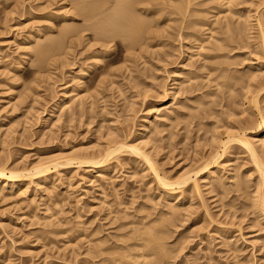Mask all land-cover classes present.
Listing matches in <instances>:
<instances>
[{"label":"rangeland","instance_id":"obj_1","mask_svg":"<svg viewBox=\"0 0 264 264\" xmlns=\"http://www.w3.org/2000/svg\"><path fill=\"white\" fill-rule=\"evenodd\" d=\"M73 1L27 0V11L11 13L17 1L0 0L7 4L0 11V164L8 163L10 170H33L45 163L97 155L110 143L124 140L140 145L163 179L176 182L186 173L193 179L175 195L176 200L170 199L147 163L124 152L114 156L101 174L96 167L75 164L57 169L45 185L21 182L28 187L24 196L18 194L20 183L16 189L0 191V264H111L117 257L121 264L123 256H132L123 258L125 264H264V134L255 133L264 117V0H155L153 10L160 8V13L150 9L137 16L140 20L145 15L142 22L150 23L134 51L130 41L119 38L107 42L109 49L100 47L98 20L87 22V10L82 19L76 11L84 3ZM88 1L105 2L103 10L113 5L112 0ZM65 12L78 16L70 20ZM104 12L100 17L109 11ZM67 26L71 35L64 38L61 33ZM209 28L214 31L213 44L205 43L208 50L192 62L185 61L184 46L196 43L193 38L183 41V33L198 32L206 38ZM232 28H237L234 34L239 29L240 36L233 35ZM35 31L41 33L33 43L36 47L28 42ZM37 45L53 47L47 52L48 61L42 60L43 67L35 54ZM96 55L103 59L99 65H94ZM182 63L189 66L179 75L182 86L175 88L174 71ZM81 68L86 69L84 76ZM70 89L83 99L73 106L78 113L71 121L65 111L58 113L60 120H48L53 107L67 100L63 94ZM168 106H173L172 113ZM51 121L57 126L51 127ZM144 124L152 127L146 138L138 136ZM240 133L255 143L260 165L239 142H231L226 151L222 148ZM212 157L220 158L203 171ZM51 214L52 222L59 225L45 228ZM151 234L162 240L153 242Z\"/></svg>","mask_w":264,"mask_h":264},{"label":"bare ground","instance_id":"obj_2","mask_svg":"<svg viewBox=\"0 0 264 264\" xmlns=\"http://www.w3.org/2000/svg\"><path fill=\"white\" fill-rule=\"evenodd\" d=\"M5 1H7V0H5ZM9 1V0H8ZM12 1V0H11ZM15 1V0H14ZM17 1V3H16V6H14V9L13 10H11V13H14V12H16V11H18V10H26L27 8L24 6V3L27 1H25L24 2V0H16ZM36 1H38V0H34V2H36ZM40 1V0H39ZM45 1V0H44ZM66 1V0H65ZM76 1V0H75ZM75 1H73V2H75ZM88 0H77L76 1V3L78 2V3H80V2H83V3H81V5L83 4V7H81V8H79V10L80 11H76L77 13H80V15L79 16H81V14H85L86 13V15H84V16H86L87 18H85L86 20L87 19H89V20H92V19H96V20H98V23H97V25H93L94 23H92V21H91V23H92V26L91 27H95L97 30V34H96V37H100V39H102V41L101 40H97V41H101V42H103L102 44H101V46L100 47H102L103 49H109V48H107V47H109V45H108V43L107 42H109V41H114L116 38L118 39H121L123 42L124 41H130L131 43H129V45L131 44V46H130V49H132V48H134V47H136V46H139V43L141 44V42L140 41H142V39L139 37L140 36V34L142 35V33L143 32H145V30H147L146 29V24H147V26H148V23H150V21H148V23H146V21H145V23L146 24H144V22H142V20H144V17H146L145 15H144V17L142 18V19H140L139 20V17H140V15L141 14H139V13H142V11H143V13L144 12H146V11H150V9H152V11H157V12H159L158 10L160 9H155V10H153V8H154V6H155V3H158V2H155V0H112L113 1V3H110V4H113L112 6L110 5V4H107V5H109V6H111V7H109L108 8V10L107 11H109L107 14H105V12H107L106 10H103V8L104 7H106V5H104L105 4V2H101L102 4L101 5H97V3L96 2H94V3H96L95 5H92V3L90 4H88V2H87ZM99 1V0H98ZM100 1H103V0H100ZM105 1V0H104ZM107 1H109V0H106V2ZM161 1V0H160ZM165 1V0H164ZM167 1H169V0H167ZM48 2H49V0H48ZM53 2V1H52ZM57 2V1H56ZM63 2V1H62ZM179 2V1H178ZM188 2H190V1H188ZM1 3V2H0ZM27 3V2H26ZM30 3V2H29ZM40 3V2H39ZM46 3V2H45ZM50 4H49V6H51V5H53V3L51 4V1L49 2ZM54 3H55V0H54ZM59 3H60V1H59ZM86 3V4H85ZM162 3V2H161ZM166 3V2H165ZM169 3H171L170 1H169ZM187 3V2H186ZM5 2L3 3H1L0 5H3V7L1 6L0 7V11L2 10H4L5 11V5H7V4H5ZM63 4H64V2H63ZM75 3H73L72 5H74ZM99 4V3H98ZM163 4H164V2H163ZM229 4H231V3H229ZM13 5V4H12ZM11 5V6H12ZM15 5V4H14ZM40 6H39V8H41V7H43V5H44V3L43 4H39ZM46 5V4H45ZM80 4H79V6H81ZM158 5H161V4H158ZM169 5V4H168ZM167 5V6H168ZM228 5V4H227ZM157 6V5H156ZM172 6V5H171ZM47 7V6H46ZM51 7H53V6H51ZM51 7H48L49 9L51 8ZM77 7V6H76ZM158 7V6H157ZM229 7V6H228ZM227 7V9L229 10V8ZM13 8V7H12ZM11 8V9H12ZM39 8H37V9H39ZM73 8H75V6L73 7ZM72 8V9H73ZM107 8V7H106ZM172 8H174V7H172ZM32 8H30V10H31ZM34 9V8H33ZM32 9V10H33ZM231 9V8H230ZM44 10V9H43ZM43 10H39L40 12L41 11H43ZM77 10V9H76ZM85 10H87V12L85 11ZM178 9H175L174 11H177ZM10 11V10H9ZM27 11V10H26ZM25 11V12H26ZM45 11V10H44ZM50 11V10H49ZM62 11V10H61ZM61 11H57V13L58 12H61ZM74 11V10H73ZM81 11H82V13H81ZM83 11H85V13H83ZM104 12V14L106 15V16H101L103 19H101V21H100V19H98L97 17H99V18H101L100 17V15H103L102 13ZM227 11V10H226ZM8 12V11H7ZM21 12V11H20ZM36 12V11H35ZM231 12V11H230ZM1 13V12H0ZM11 13H9V14H11ZM24 13V12H23ZM31 13V12H30ZM55 13V12H54ZM160 13V12H159ZM158 13V14H159ZM179 13H180V11H179ZM236 13V12H235ZM3 14V13H2ZM22 14V13H21ZM26 14V13H25ZM28 14H29V12H28ZM56 14V13H55ZM64 14V13H63ZM69 14V13H68ZM147 14V13H146ZM154 14V13H153ZM157 14V13H156ZM155 14V15H156ZM158 14H157V16H158ZM183 14V13H182ZM181 14V15H182ZM187 14V13H186ZM185 14V15H186ZM231 14H234V13H231ZM237 14V13H236ZM4 15V14H3ZM6 15H8V13L7 14H5V16ZM53 15V14H52ZM139 15V17H137ZM143 15V14H142ZM235 15V14H234ZM233 15V16H234ZM32 16V15H31ZM51 16V15H50ZM76 16H78V15H76V13L74 12V14H71V16L69 15V16H67V14H66V12H65V14H64V17H68L70 20H71V18L72 19H75V17ZM183 16V15H182ZM190 16V15H189ZM228 16V15H227ZM9 17V16H8ZM59 17V16H58ZM62 17V16H61ZM82 17V19H83V16H81ZM142 17V16H141ZM140 17V18H141ZM156 16H154V18H155ZM188 17V16H187ZM191 17V16H190ZM6 18V17H5ZM51 18V17H50ZM156 18H158V17H156ZM57 19V18H56ZM61 19V18H60ZM77 19V18H76ZM151 19V18H150ZM150 19H148V20H150ZM23 20V19H22ZM85 20V21H86ZM89 20H87V22L89 21ZM152 20V19H151ZM157 20V19H156ZM188 20V19H187ZM196 20V19H195ZM84 21V20H83ZM155 21V20H154ZM177 21V20H176ZM193 21V20H192ZM201 21V20H200ZM71 22V21H70ZM93 22H95V20L93 21ZM233 22V21H232ZM26 23V22H25ZM67 23V22H66ZM73 23H75V22H73ZM90 23V22H89ZM90 23V24H91ZM195 23V22H194ZM197 23H198V20H197ZM197 23H196V25H197ZM231 22H229V20H228V17L226 18V30H228L229 28H230V26H231V24H230ZM69 24V23H68ZM87 24V23H86ZM85 24V25H86ZM90 24H89V27H90ZM182 24V23H181ZM188 24H190V23H188ZM193 24V23H192ZM199 24V23H198ZM195 25V24H194ZM70 26L72 27H70L71 29H76L75 27L73 28V26H74V24L73 25H71L70 24ZM201 26V25H200ZM200 26H199V28H200ZM205 26V25H204ZM234 26V25H233ZM65 26H63L62 28H64ZM80 27V26H79ZM79 27H78V29H79ZM83 27V26H82ZM88 27V28H89ZM91 27L89 28V29H91ZM93 27V28H94ZM150 27H151V25H150ZM175 27V26H174ZM181 27H182V25H181ZM186 27H188V25L186 26ZM203 27V26H202ZM211 27V26H210ZM67 28V30H63L64 31V33H61V34H64L62 37H64V38H66V37H69V35L68 36H66L65 37V35L66 34H68L69 32H70V28L68 29V26L66 27ZM87 28V29H88ZM95 28L93 29V30H95ZM179 28V27H178ZM183 28H185V27H183ZM182 28V29H183ZM189 28H191V26L189 27ZM193 28V27H192ZM196 28H197V26H196ZM238 28H240L241 29V27H238ZM81 29V28H80ZM79 29V30H80ZM86 29V30H87ZM88 29V30H89ZM180 29V28H179ZM187 29V28H186ZM195 29V28H194ZM211 29V30H210ZM213 28H209V31H211L210 33H209V35H206V38L204 37H199V35H198V32H193V33H190V34H188V32H186V33H183V34H185L184 35V37H182L181 39L183 40V41H186L187 39H191V38H193V39H195L194 41H195V45L193 46H191L190 45V43H186V45L184 46L185 48H184V52H183V58L185 59V61L187 60V61H189V62H192V58H194V57H196V56H201V53L202 52H205L206 50H208V48H207V46L205 45V43L206 44H208V42H210V45L211 44H213V41L215 40V38H214V34H212V32H214L213 30H212ZM235 29V28H234ZM237 29V28H236ZM235 29V30H236ZM245 29V28H244ZM78 30V31H79ZM83 30V31H82ZM82 30H80L81 32H84V28L82 29ZM153 30V29H152ZM231 30H233V28L231 29ZM231 30H229V31H231ZM235 30H233L232 31V33L235 31ZM242 31H243V29H241ZM32 31V30H31ZM41 31V30H40ZM77 31V30H76ZM176 32H177V29L175 30ZM241 31V32H242ZM39 32V31H38ZM62 32V31H61ZM74 32V31H73ZM92 32V31H91ZM152 32V35L153 34H155V33H153V31H151ZM151 32H149L150 34H151ZM236 32H238V34H239V29H238V31H236ZM34 33V32H33ZM32 33V34H33ZM35 33H36V31H35ZM72 33V32H71ZM76 33H78V32H76ZM75 33V35H77ZM85 33V32H84ZM83 33V34H84ZM93 33H94V35H95V31H93ZM235 33V32H234ZM233 33V35H236V34H234ZM40 34L41 33H36L35 35H31L30 37H29V43H31V45H35V44H33V43H37L38 42V38H39V36H40ZM60 34V35H61ZM70 34V33H69ZM73 34V33H72ZM145 34H147V31L145 32ZM203 34V33H202ZM237 34V35H238ZM71 35V34H70ZM79 35H80V33H79ZM98 35V36H97ZM177 35H180V34H177ZM201 35V34H200ZM84 36V35H83ZM151 36V35H150ZM181 36H182V34H181ZM201 36H204V35H201ZM238 36H240V34L238 35ZM238 36H236V37H238ZM98 37V38H99ZM147 37H149V36H147ZM153 37V36H152ZM176 37V36H175ZM180 37V36H179ZM178 37V38H179ZM42 38V37H41ZM64 38H62V40L64 39ZM85 38H87V37H85ZM91 38H94V37H91ZM97 38V39H98ZM144 38V37H143ZM229 38V37H228ZM235 38V37H234ZM61 39V38H60ZM59 39V40H60ZM81 39H84V38H81ZM95 39V38H94ZM147 39V38H146ZM149 39H152V38H150L149 37ZM230 39V38H229ZM236 39V38H235ZM235 39H232V37H231V40L232 41H234ZM45 40H47V39H45ZM57 40V39H56ZM85 40V39H84ZM96 40V39H95ZM192 40V39H191ZM213 40V41H212ZM230 40V41H231ZM44 41V40H43ZM42 41V42H43ZM68 41V40H67ZM97 41H96V43H97ZM148 41V40H147ZM146 41V42H147ZM150 41H152V40H150ZM182 41V42H183ZM220 41V40H219ZM219 41H218V43H219ZM229 41V40H228ZM227 41V42H228ZM59 42V41H58ZM78 44H79V42H80V39H79V42L78 41H76ZM127 42H126V44H127ZM145 42V41H144ZM187 42V41H186ZM212 42V43H211ZM44 43H46V42H44ZM48 43H49V40H48ZM50 43H52V42H50ZM53 43H55V41L53 40ZM57 43V42H56ZM70 43V42H69ZM77 43H75V44H77ZM84 43V42H83ZM110 43V42H109ZM148 43H149V41H148ZM217 43V42H216ZM217 43V44H218ZM40 44H42V43H40ZM63 44V43H62ZM73 44V43H72ZM71 44V45H72ZM81 44V43H80ZM80 44H79V46H80ZM143 44V43H142ZM193 44V43H192ZM227 44H229V43H227ZM71 45H70V47H71ZM179 45V44H178ZM218 45H220V44H218ZM39 45H37V48L36 49H38L39 50V52L38 53H35V54H37V55H39V57L38 58H40L39 60H41V61H39V63H40V65H41V62H42V60L45 62V61H48L47 60V58L48 57H50V54H49V56H48V54H47V52L48 51H50L51 50V48H53V47H48L49 45H45V46H39ZM51 46V45H50ZM75 46H77V45H75ZM98 46V47H99ZM122 46V45H121ZM125 45H123V47H124ZM126 46H128V45H126ZM141 46V45H140ZM182 46V45H181ZM208 46H209V44H208ZM222 45H220V49L222 48L221 47ZM35 47H36V45H35ZM87 47H89L88 46V44H87ZM112 47V46H111ZM28 48V47H27ZM27 48H25L26 49V51H30V53H31V49L29 50V49H27ZM30 48H33V46L32 47H30ZM49 48H50V50H49ZM64 48V47H63ZM72 48V47H71ZM121 48V47H120ZM207 48V49H206ZM214 47H213V45H212V48H211V50L213 49ZM215 48L216 49H219V47H216L215 46ZM24 49V50H25ZM35 49V48H34ZM33 49V50H34ZM90 50L91 49H93V48H89ZM95 49V48H94ZM101 49V48H100ZM130 49H128L129 51H130ZM138 49H140V48H138ZM181 49V48H180ZM192 49H196L194 52L195 53H192L191 51H192ZM56 50H59V47H58V49H56ZM124 50H126V49H124ZM133 51H134V49H132ZM141 50V49H140ZM144 50V49H143ZM210 50V49H209ZM214 50V49H213ZM2 51V50H1ZM53 51H54V49H53ZM104 51V50H103ZM106 51V50H105ZM104 51V52H105ZM133 51H131V52H133ZM142 51V50H141ZM141 51H139V52H141ZM36 52V51H35ZM104 52H102V53H104ZM108 52V51H107ZM107 52H105V53H107ZM32 53H33V51H32ZM100 54H101V52H99ZM129 53V52H128ZM29 54V53H28ZM130 54V53H129ZM132 54V53H131ZM131 54H130V56H131ZM26 55H27V53H26ZM32 55V54H31ZM134 55V54H133ZM140 55V54H139ZM138 54H137V56H139ZM29 56V55H28ZM97 56V55H96ZM134 56H136V55H134ZM8 57V56H7ZM104 57V56H103ZM127 57H128V55H127ZM95 59L94 60H96L95 61V63H94V65H99L100 63H102L101 61L103 60H101V58H102V56L101 55H98L97 57H94ZM37 59V58H36ZM49 59V58H48ZM129 59V58H128ZM32 60V59H31ZM88 60H89V58H88ZM87 59H86V61H88ZM126 61H127V59H126ZM36 62V61H35ZM38 62V61H37ZM36 62V63H37ZM128 62V61H127ZM21 64V63H20ZM183 65L182 66H180V67H178V68H176V70L174 71V74L176 75V77H175V79H174V83H173V86H175V88H176V86H177V88L179 87V86H182V83L180 82V80H179V75H181L180 73L181 72H183V71H185L186 70V68H187V66H189V65H185L184 63H182ZM44 65V64H43ZM46 65V64H45ZM50 65V64H49ZM48 65V66H49ZM93 65V66H94ZM107 65V64H106ZM37 66V65H36ZM39 66V65H38ZM37 66V67H38ZM42 66V65H41ZM176 66V65H175ZM203 66V65H202ZM20 67V66H19ZM43 67V66H42ZM41 68V67H40ZM45 68H46V66H45ZM92 68V67H91ZM90 68V69H91ZM97 68V67H96ZM128 68V67H127ZM38 69V68H37ZM43 69V68H42ZM126 69V68H125ZM39 70H41V69H39ZM46 70H47V68H46ZM78 71H80V76H84L85 75V72H86V69H83V68H81L80 70H78ZM129 72V71H128ZM87 73V72H86ZM110 74H111V72H109ZM190 73V72H189ZM188 73V74H189ZM114 74V73H113ZM183 74V73H182ZM88 75V74H87ZM209 75H210V73H209ZM209 75H207V77L209 76ZM83 78V77H82ZM191 78L192 77H190V78H188V81H190L191 80ZM35 80V79H34ZM37 80H39V79H37ZM36 81V80H35ZM188 81H186L188 84L190 83V82H188ZM80 82V81H79ZM181 83V85L180 84H178V83ZM101 83V82H100ZM102 84V83H101ZM183 84H185V81L183 82ZM81 86H82V84H81ZM174 89V88H173ZM76 90V89H75ZM264 90V88L262 89V91ZM177 91H178V89H177ZM75 91H74V89L72 90V89H70V90H68L66 93H64L63 94V96H64V98L65 99H67V100H65V101H63V102H59L58 104H56L54 107H53V109H52V111L50 112V114H49V118H48V120L49 119H51V118H59L60 117V114L58 115V113H60L61 111H65V113L66 114H64L65 115V117H67V120H69V121H71V116H72V114L74 113V112H76V109H74L73 108V106L76 104H78L79 103V105H81L80 103H81V99L82 98H80V100L78 99V97H76L77 95L74 93ZM169 93V92H168ZM171 93V92H170ZM174 93V92H173ZM75 94V95H74ZM167 96H168V94H167ZM174 97V96H173ZM59 99H61V98H59ZM174 99V98H173ZM62 100V99H61ZM82 101H83V99H82ZM255 103H256V107L258 108V106H259V103H258V96H256V98H255ZM83 104V103H82ZM15 105V104H14ZM80 107V106H79ZM155 107V106H154ZM166 107V106H165ZM81 109V108H80ZM79 109V110H80ZM167 109V108H166ZM173 109V106L172 107H170L169 108V106H168V109H167V111H169V112H171L170 110H172ZM83 110V109H82ZM155 110V109H154ZM164 110V109H163ZM174 110V109H173ZM156 111V110H155ZM158 111V110H157ZM156 111V112H157ZM259 111H260V109H259ZM165 112V111H164ZM63 113V112H62ZM76 113H78V112H76ZM168 113V112H167ZM172 113V112H171ZM75 114V113H74ZM67 115V116H66ZM259 115H260V113H259ZM63 116V115H62ZM168 116V115H167ZM171 117V116H170ZM149 118V117H148ZM61 118H59V120H60ZM66 119V118H65ZM145 119H147V118H145ZM162 120V119H161ZM55 123H52V121H51V127H55V125H56V121H54ZM60 124V123H59ZM57 126V125H56ZM57 128V127H56ZM257 128H258V131L257 132H255L256 134H264V117L262 116V118H261V120H260V122H259V124H258V126H257ZM52 129V128H51ZM151 129H152V127H151ZM151 129H150V127H149V125L148 124H144V126L142 127V130H141V132H140V135H138V136H141V137H143V136H145V138L148 136V134L150 133V131H151ZM11 131V130H10ZM53 131V130H52ZM8 133V132H7ZM245 134V133H244ZM243 133H240V134H238L237 136H236V138L235 139H228L227 140V142H225L223 145H222V148L224 149V151H226L227 150V148H228V146H229V144L231 143V142H239V143H241V145L248 151V153L251 155V157L254 159V161L256 162V164H261V161H260V159H259V157H258V152H257V149H256V147H255V143L253 142V141H251V137L249 138V137H247V136H245ZM259 135H257V136H259ZM140 140V139H139ZM142 141V140H141ZM148 141V140H147ZM147 141H144V143L145 144H147L148 142ZM137 144V143H136ZM141 144V143H140ZM140 146V145H139ZM139 146L137 145H130V144H128L127 142H124V140L121 142V141H115V142H112V143H110L109 145H108V147L106 148V150H103V152L102 153H100V154H92V155H86V156H84V157H74V158H71V159H67V160H65L64 162L62 161V162H50V163H45V164H42V163H40V164H42V165H40V167L39 166H37L38 168H35V169H33V170H27V171H20V169L19 170H17V168L15 167V169L13 170V168L10 170L9 168L10 167H8L7 165H8V163H1L0 164V191H2V192H4V191H6V189H8V188H10L11 190H13L14 188L16 189V187H17V185H19V183H20V191L18 192V194H20V196L21 195H23L24 196V194H26L27 193V191H28V187H27V181H28V183L30 182L31 184L36 180L37 182L39 181L40 183H41V185H45V184H47V182H49L48 180H49V176H51L52 174H54L55 172H56V170L58 169V170H60L61 168H64V166H75V164H77L78 165V167H81V165H84V166H87V167H92V168H95L96 167V169L98 170V172L101 174V173H103L104 171H107L106 170V167L110 164V162L112 161V159H113V157L115 156L116 158H117V156L116 155H121V154H124V152H125V154L126 153H129V154H134L135 156H138V157H140L141 159H143L146 163H147V165L149 166V168L151 169V170H153L155 173H156V181H157V183H158V185L160 186V187H163L164 188V190L166 191V196H168V198L170 197V199L171 198H174L173 200H176V197H175V195H177V194H179V193H181L182 191H183V189H184V187L188 184V183H190V181H192V175L191 174H183L184 176L182 177L181 176V178H179V180L178 181H176V182H169V180H167V179H163L158 173H157V171H156V169H155V166H154V163H153V161L151 160V158L150 157H148L146 154H144L143 153V151H141L140 149H139ZM147 146V145H146ZM225 153V152H224ZM226 154V153H225ZM219 156V155H218ZM115 157H114V159H115ZM218 158H220V157H212L210 160H208L206 163H205V165H204V167L202 168V170L204 171V170H207L209 167H210V165L211 164H216L217 163V160H218ZM1 162V161H0ZM5 162V161H4ZM111 168V167H110ZM95 169V170H96ZM210 170V169H209ZM94 172V171H93ZM99 174V175H100ZM197 174H195V176H196ZM206 177H207V175H205ZM208 178V177H207ZM196 180H198V179H196ZM23 181H26V186L24 185V184H22V186H21V182L23 183ZM199 181V180H198ZM202 181H204V180H202ZM36 182V183H37ZM194 182V189H196V190H198L199 189V185L200 184H197V181H193ZM205 182V181H204ZM29 183V184H30ZM30 184V185H31ZM38 184V183H37ZM35 185V184H34ZM39 186V187H42V186ZM10 186V187H9ZM30 187V186H29ZM45 187H47V186H45ZM44 187V188H45ZM186 188V187H185ZM19 189V188H18ZM194 189H192L193 191H194ZM163 190V189H162ZM195 190V191H196ZM199 191V190H198ZM48 192V191H47ZM164 192V191H163ZM50 193V192H49ZM48 193V194H49ZM200 193V192H199ZM51 194V193H50ZM4 196V195H3ZM26 196V195H25ZM19 197V196H18ZM50 197V196H49ZM178 198V197H177ZM182 199V198H181ZM172 200V201H173ZM57 201V200H56ZM178 202V201H177ZM52 203V202H51ZM60 204V203H59ZM255 204H257L256 202H255ZM263 204H264V202H263ZM258 205V204H257ZM47 206V205H46ZM49 206V205H48ZM264 206V205H263ZM53 207H55V209L54 210H58V203L56 204H54V206ZM256 207V206H255ZM61 207H59V209H60ZM261 208V207H260ZM46 209H47V207H46ZM51 209V208H50ZM48 210V209H47ZM46 210V211H47ZM54 210H53V212H54ZM261 210V209H260ZM49 211V210H48ZM60 211V210H59ZM256 211H258V210H256ZM264 211V210H263ZM50 212V211H49ZM264 214V213H263ZM33 215H34V213H33ZM52 215V214H51ZM79 215V214H78ZM56 216V215H55ZM260 216V215H259ZM80 217V216H79ZM79 217H77V218H79ZM35 218V217H34ZM52 218H54L53 217V215H52V217H50L48 220H50L49 222H47L46 224H47V226H45V228L46 227H52L53 228V226L55 225V222L53 223L52 222ZM81 218V217H80ZM55 219V218H54ZM45 220V219H44ZM47 220V219H46ZM45 220V221H46ZM55 221V220H54ZM58 225H59V222H58ZM57 225V226H58ZM56 225H55V227H57ZM60 227V226H59ZM50 232V231H49ZM56 232V231H55ZM63 232H64V230H63ZM53 232H50V234H52ZM55 234H53V237H55L54 236ZM60 235V234H59ZM61 235H63V234H61ZM64 235H65V233H64ZM80 235H82V234H80ZM153 234H151L150 236L152 237V239L155 237L154 235V237L152 236ZM159 235V234H158ZM157 235V236H158ZM58 236V235H57ZM79 236V235H78ZM85 236V235H84ZM83 236V237H84ZM138 236V235H137ZM140 236V235H139ZM90 237V236H89ZM149 236H147L146 238H148ZM79 238H81V237H79ZM78 238V239H79ZM77 238H75V240H76ZM76 240L77 241V243H79L78 241L79 240ZM82 239V238H81ZM85 239L87 240V238L85 237ZM143 239H144V237H143ZM155 239H157V240H155ZM83 240V239H82ZM81 240V241H82ZM139 240H140V238H139ZM146 240V239H145ZM148 240H149V238H148ZM157 242L158 240H162V239H158V237L156 238H154L153 239V242H155V241ZM53 241V240H52ZM88 242H90V239H88L87 240ZM92 241V240H91ZM100 241V240H99ZM135 241V240H134ZM137 241V240H136ZM102 242V241H101ZM141 242H142V240H141ZM152 242V243H153ZM137 243H139L138 241H137ZM151 243V244H152ZM89 244V243H88ZM93 244V243H92ZM158 243H156V245H157ZM100 245V244H99ZM134 245H136V244H134ZM154 245V244H153ZM158 245H160V243L158 244ZM96 246V245H95ZM94 246V247H95ZM97 246H98V243H97ZM103 246V245H102ZM130 246V245H129ZM128 246V247H129ZM137 246V245H136ZM135 246V247H136ZM142 246V245H141ZM147 246V245H146ZM93 247V248H94ZM99 247H101V246H99ZM99 247H95V248H99ZM104 247V246H103ZM127 247V246H126ZM135 247H130V248H132V249H134ZM148 247V246H147ZM150 247V246H149ZM153 247V246H152ZM151 247V248H152ZM154 247H155V245H154ZM153 247V248H154ZM88 248H89V246H88ZM108 248V247H107ZM107 248H105V249H107ZM137 248H140L139 246H137ZM99 249H101V251H99L100 253L102 252V251H104V252H106L107 250H104V249H102V248H99ZM123 249V248H122ZM147 249H149V248H147ZM165 249V248H164ZM109 250H110V247H109ZM108 250V251H109ZM113 250V249H112ZM123 250H125V249H123ZM138 250V249H137ZM140 250V249H139ZM161 251V252H165V251H162L161 249H158V251ZM88 251H91V248H90V250H88ZM92 251H93V249H92ZM135 251V253H137L136 252V250H134ZM141 251V250H140ZM98 252V253H99ZM111 251H109L108 252V254L110 253ZM132 251H129V252H126V253H131ZM139 252V251H138ZM161 252H159L161 255L163 254V253H161ZM96 253V252H95ZM107 253V252H106ZM106 253H104V255L106 254ZM133 253V252H132ZM167 253V252H166ZM166 253H164L165 254V256H167L166 255ZM88 254V253H87ZM115 254V253H114ZM122 254V253H121ZM125 254V253H124ZM123 254V255H124ZM143 254V253H142ZM160 254H159V256H160ZM96 255V254H95ZM126 255V254H125ZM128 255H130V254H127V256ZM134 255H136V254H134ZM133 255V256H134ZM156 255V254H155ZM158 256V257H159ZM98 256H96V258H97ZM100 257V256H99ZM113 257V256H112ZM120 257V256H119ZM132 257V256H131ZM130 256L129 257H127V258H125V256H123V258L124 259H129V258H131ZM137 255H136V257L134 256V258H136L137 259ZM141 257V256H140ZM140 257H138V258H140ZM146 257V256H145ZM113 258H116L115 256L113 257ZM118 258V257H117ZM117 258H116V260H112L111 261V264H115L116 263V261H117ZM120 258H122V256L120 257ZM123 258L121 259L122 260V262H121V264H123L124 262H123ZM133 258V259H134ZM145 259H147V257L145 258ZM158 259V258H157ZM104 260V259H103ZM105 260H107V259H105ZM104 260V261H105ZM109 260V259H108ZM107 260V261H108ZM119 260V259H118ZM140 260H141V258H140ZM136 262L138 261V260H135ZM127 262V261H126ZM129 262V261H128ZM130 262H131V259H130ZM135 262V263H136ZM103 263V262H102ZM105 263V262H104ZM141 263V262H140ZM106 264H109V261L108 262H106ZM117 264V263H116ZM125 264V263H124ZM128 264V263H127ZM138 264V263H137Z\"/></svg>","mask_w":264,"mask_h":264}]
</instances>
